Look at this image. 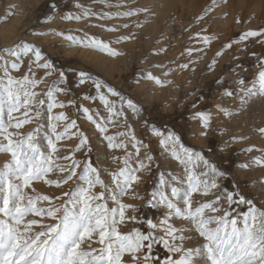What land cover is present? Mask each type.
I'll return each instance as SVG.
<instances>
[{"label":"snow or ice","instance_id":"obj_1","mask_svg":"<svg viewBox=\"0 0 264 264\" xmlns=\"http://www.w3.org/2000/svg\"><path fill=\"white\" fill-rule=\"evenodd\" d=\"M92 4L103 5L106 9L115 8L117 11H96L91 5L74 0V7L78 11L67 12L60 18L77 22L92 19L108 21L149 12L146 7L121 10L127 7L123 0H116L115 3L112 0H92ZM52 7L55 9L56 6ZM211 10V7L206 9L205 15ZM53 18L48 17L49 20ZM198 19L202 20L203 16ZM90 26L101 27L107 32H117L120 27L129 28L127 23L111 27L104 24ZM135 26L141 27L139 23ZM48 34L35 33L40 36ZM52 34L62 37L69 42V46H81L110 56L122 54L111 47L112 42L87 33L84 36L64 32ZM262 35L264 29L249 30L242 33L238 40L229 42L224 47L231 48L233 43ZM214 38L200 37L205 45H209ZM130 39H134V36H120L114 42L120 43ZM192 51L193 49H189L188 54L191 55ZM0 53V72L3 73L0 76V155L5 157L0 162V264H125V254L130 258L129 264H264V208H258L239 191L226 189L220 195H214L212 199L197 203L194 207V194L208 197L213 190L220 187L217 181L225 178L226 173L211 163L202 152L186 147L175 131L165 134L154 125L149 126V131L161 137L160 147L183 167V173H158L147 203L152 208L165 209L162 213L163 219L158 222L147 219L146 232L135 228L130 233H122L119 225L126 219H137L135 215L126 216L129 209L136 211V206L125 203L123 197L144 199L135 191L134 186H138L142 180L138 173L150 172L155 158L150 145L142 139H137L134 132L125 130L114 135H107V132L109 125L117 126L119 118L124 117L125 105L137 116L140 115V109L131 99L125 98L100 80L92 81L96 94L85 95L83 99L93 102L98 99L108 113L106 117H100L99 112L92 113L89 108L78 105L75 100L66 105L58 100V95L69 91L67 87L62 86L66 85L67 76L45 57L39 47L21 40L0 48ZM222 54L223 52L219 51L216 56ZM24 58H28V73L20 78L14 77L9 68L19 71L24 64ZM216 63L213 59L209 68L212 69ZM259 64L261 70L250 87H244L243 79L237 81L240 85L241 110L254 98H264V58H260ZM179 67L186 69L188 64ZM34 69H44V77L37 78ZM46 77L55 79L47 85L46 91L38 92L36 89L44 83ZM146 78L163 85V82L151 73H148ZM88 79L90 77L87 73L79 72L80 85H84ZM109 95L119 98V108L115 100L109 99ZM224 95L232 97L234 93L225 90ZM45 105L47 129L43 123H38L30 131H22L25 125L42 119V109ZM68 106L81 111L84 117L95 125L107 142L108 149L124 150L123 156L112 157L113 162L119 161L122 167L109 171L100 165L99 156L97 162H93L89 137L80 130L77 121L69 120L63 111L53 113L54 109ZM195 106L194 104L193 107ZM216 107L225 117L234 115L226 107ZM192 119L199 120L204 129L200 135H208L211 113L198 111ZM147 123L145 121L146 125ZM258 131L264 134V127ZM73 138L79 139L75 148L69 154L59 155V143ZM129 146L134 151H128ZM245 151L252 152L253 148L249 147ZM76 153H83L84 159H76ZM252 163L264 166V157H254ZM201 166L204 171L197 172L196 169ZM240 166L248 168L251 165ZM103 172H108L110 184L102 179ZM36 182H42L55 189H61L71 182H74L75 186L59 195H48L36 190ZM97 187L101 191L95 193L94 189ZM108 200L115 206L109 207ZM224 201L229 209L223 208ZM245 204L248 205L246 211L233 214V205ZM174 220H183L186 224L176 226ZM192 231L203 238L202 245L186 246V241L193 239L186 233ZM94 244H99L100 247H94ZM159 244L169 253L162 261L154 259L152 255L153 245Z\"/></svg>","mask_w":264,"mask_h":264},{"label":"rangeland","instance_id":"obj_2","mask_svg":"<svg viewBox=\"0 0 264 264\" xmlns=\"http://www.w3.org/2000/svg\"><path fill=\"white\" fill-rule=\"evenodd\" d=\"M80 2L91 5L96 11H117L115 8L106 9L103 5L92 4V0H80ZM112 2L115 3L116 0ZM123 2L127 7L121 10L146 7L149 12L116 20L92 19L77 22L60 18L67 12L78 11L74 7V0H0V48L11 46L21 40L39 47L45 57L67 76V83L62 86L67 87L69 91L58 95L59 101L67 105L69 101L75 100L78 105L89 108L92 113L99 112L100 117H106L108 113L98 99L95 102L83 99L85 95L96 94L92 81L100 80L125 98L131 99L140 109V115L137 116L125 105V115L119 118L117 126H108L107 135L125 130L134 132L137 139H142L150 145L151 153L155 158L151 171L138 173L142 180L138 186H134L135 191L144 199L123 197L125 203L136 206V211L129 209L126 216L135 215L137 219L135 221L126 219L119 225V230L122 233H130L138 228L146 232L147 219L153 222L163 219L162 213L165 209L152 208L147 203L151 198L150 193L156 184L158 173L161 171L166 175L168 172L178 175L183 173V167L160 147L161 137L149 131L151 125L165 134L168 131H175L186 147L202 152L211 163L226 173L225 178L217 181L220 187L213 190L208 197L194 194V207L197 203L212 199L214 195H220L226 189L239 191L246 199L252 200L258 208H264V166L252 163L254 157H264V134L258 131L259 128L264 127V98H254L241 110L240 85L237 83L238 80L243 79L244 87H250L261 70L259 60L264 58V35L233 43L231 48L224 47L225 44L238 40L246 31L264 29V0H226V2L215 0V5L213 0H123ZM53 5L56 6L55 9ZM210 7L212 10L205 15V10ZM49 16L54 18L49 20ZM201 16L203 19H198ZM124 23L129 24V28L120 27L117 32H107L101 27L90 26V24H104L106 27H111ZM137 23L141 27H136ZM174 24H179L183 28V33L179 42L173 47L165 43V34ZM39 32L49 34L35 35ZM54 32L79 36L87 33L112 42L111 47L122 54L110 56L81 46H69V42L52 34ZM125 35H132L134 39L114 42L118 37ZM203 36L215 38L209 45H205L200 39ZM189 49H193L191 55L188 54ZM219 51L223 54L217 57L216 53ZM162 52L167 54V58L162 57ZM213 59L217 63L210 69L209 65ZM182 64H188V68H180ZM9 70L14 77H22L28 73V58H24V64L19 71L11 68ZM34 71L37 78L44 77V69H34ZM79 72H85L90 77L84 85L79 84ZM148 73L158 77L163 85L147 79ZM2 75L3 73L0 72V76ZM53 79L55 77H46L44 83L36 90L41 93L46 91L47 85ZM225 90L233 91L234 95L232 97L224 95ZM105 93L107 94L106 89ZM109 99L115 100L119 108L118 97L109 95ZM217 105L228 108L234 115L225 117L218 111ZM62 111L68 115L69 120H76L80 130L89 137L93 149L91 158L94 163L99 156L100 165L109 171L122 167L119 161L114 163L112 157L123 156V149H108L103 135L81 111L68 106L54 109L53 113L58 114ZM198 111L209 112L212 116L206 136L200 135L204 129L200 126L199 120L192 119ZM42 113L41 120H34L25 125L22 131H30L38 123H43L47 129L46 105ZM145 121L148 122L147 125ZM241 137L247 138L240 139ZM78 143V138L62 140L58 145L61 149L59 155L69 154ZM249 147L253 148L252 152L245 151ZM128 151L134 149L129 146ZM143 152L142 149L141 158ZM75 158L84 159L83 153H76ZM4 159L5 157L0 155V162ZM61 163L66 162L61 161ZM242 164L251 166L242 168L240 166ZM196 171H204L203 166L198 167ZM102 179L106 183L111 182L108 172L102 173ZM34 186L40 193L59 195L74 187L75 183L71 182L61 189L49 187L42 182H36ZM100 191L99 187L94 189L95 193ZM108 206L115 205L108 200ZM223 208L229 209L226 201L223 202ZM247 208L246 204L233 205L231 210L235 215L246 211ZM173 223L176 226L186 224L183 220H174ZM186 235L193 237L186 241L187 247H198L204 243L203 238L195 231ZM93 246L100 247L99 244ZM152 255L154 259L162 261L169 253L162 244H159L153 245ZM124 261L125 264H129L130 258L127 254L124 256Z\"/></svg>","mask_w":264,"mask_h":264},{"label":"built area","instance_id":"obj_3","mask_svg":"<svg viewBox=\"0 0 264 264\" xmlns=\"http://www.w3.org/2000/svg\"><path fill=\"white\" fill-rule=\"evenodd\" d=\"M182 33L183 28L179 24L172 25L170 30L165 34V43L174 47L179 42V38L181 37ZM162 57L167 58V54L165 52H162ZM169 60L171 61L172 58H170Z\"/></svg>","mask_w":264,"mask_h":264}]
</instances>
